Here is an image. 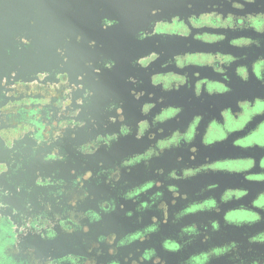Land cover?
Listing matches in <instances>:
<instances>
[{"label": "flooded vegetation", "instance_id": "1", "mask_svg": "<svg viewBox=\"0 0 264 264\" xmlns=\"http://www.w3.org/2000/svg\"><path fill=\"white\" fill-rule=\"evenodd\" d=\"M212 3H222V10L225 12L240 11L231 7V0H0V105L12 102L35 106L48 95V105L54 114H59L58 108L61 105L58 101L67 99L69 103L64 105L67 115L74 118L67 123L61 134L65 147L62 151L63 158L57 157L53 160L58 167L57 171L43 169L41 173L36 174L27 171L22 167L28 159V154H24L20 158L21 163H9L11 169L13 166V171L17 172L16 181L10 182L7 177L0 180V191L6 193L0 214L10 217L17 225L18 242L6 250L15 260L28 261V264H48L50 260L60 261V264H73L70 260L61 259L73 255L82 258L79 264H84L85 259L94 260L95 264H112V261L131 264L132 259L140 254L136 251L137 248L143 250L145 247H154L165 264H181L190 252L207 246L201 244L198 238L180 252L165 251L160 245L161 239L174 235L179 227L171 221L162 224L160 231L150 239L121 246L115 254L109 251L115 246V242L109 244L99 237L114 233L118 241L125 233L150 223L153 214L159 215L149 211L143 214V221L138 222L137 216L140 214L135 212L136 205L118 195L126 187L152 175L151 169L139 164L131 171L121 168L119 180L111 176L110 170H115L119 164L115 158L120 156L126 147L131 155L142 151L149 143L147 137L139 140L135 137L136 122L143 118L140 105L148 96L137 99L134 90L155 92L157 96L165 95L166 103L183 104L185 110L181 113V122L189 118L193 111H209L210 104L219 106L231 102L236 95L264 94V85L259 82L250 81L243 84L235 77L232 80L233 93L222 97L205 96L197 99L186 89L160 93L158 89L152 88L150 74L154 70H160L161 61L172 53L184 51L188 41L161 35L139 39L140 31L151 32L152 22L157 19L176 13L185 16L190 12L203 10L206 5ZM188 4L193 7L188 8ZM258 5L259 10H264V0H257L256 4L248 5L244 11L258 10ZM154 9H159L155 15ZM238 35L254 33L229 32L228 38ZM191 47L213 51L219 49L236 54L248 51L250 56L264 51L255 48H234L229 45L228 39L213 44L192 41ZM152 51L160 53V58L148 68L134 63L137 58ZM14 64L17 70H21L19 75L25 77H34L35 71L44 70L43 75L37 74V79L45 84L36 83V91L32 90V84L22 86V89L16 92L10 91V83L15 73L9 68ZM130 78H134L136 82L133 83ZM51 84H57L59 87H44ZM51 92L56 95H50ZM26 100L31 103H24ZM112 105L123 109V122L119 119L120 114L117 113L116 107H111ZM110 117H116V120L112 121ZM39 118L42 121L46 119L42 114ZM121 123L129 125L132 132L126 136L120 135L110 146L101 142L93 153L81 150L85 145L83 143L90 138L107 132L118 133ZM175 124V121H170L168 126ZM8 126V122H0L1 128ZM235 152L230 142L217 144L210 149H201L196 162H201L205 155L215 159ZM89 153L94 155L88 158ZM84 158L87 159V168L94 173L92 177L87 176L83 186L85 194L79 197L65 189L67 183L64 182L71 183L73 173L64 169L63 164L64 160L79 161ZM99 158L104 159L102 163L98 162ZM101 165H106L107 170H103ZM173 165L175 153H165L160 159L152 161V167L168 168ZM82 169L83 167L79 170ZM211 182H218L222 187H248L253 192L264 189V184L244 181L236 175L217 173L200 176L195 181L183 185L182 190L193 192ZM244 199L248 200L250 197ZM101 203L106 206L108 203H114L115 207L113 210L104 211L100 207ZM231 206L234 204L225 207ZM13 207L18 209L17 213H11ZM130 210L133 211L132 216L127 215ZM89 211L97 212L100 219H92L87 215ZM36 217H40L43 227L37 230L29 226L24 232L19 231L29 219ZM209 218L217 219L220 223L219 231L211 232L209 244L235 240L239 244L240 256L249 264L252 259H259L264 264V244H250L248 241L251 234L264 229V222L251 228H234L224 224L222 214L214 213L185 217L183 222L196 220L208 224ZM66 225L72 230L69 231ZM49 228L55 235H48ZM129 253H132V256L126 260L125 257H128ZM214 264H239V261L226 256L214 261Z\"/></svg>", "mask_w": 264, "mask_h": 264}, {"label": "clouds", "instance_id": "2", "mask_svg": "<svg viewBox=\"0 0 264 264\" xmlns=\"http://www.w3.org/2000/svg\"><path fill=\"white\" fill-rule=\"evenodd\" d=\"M257 0H231V7L239 12L223 11L222 3L206 5L203 10L193 11L182 16L179 13L170 17H164L152 22V31H140L138 38L161 35L175 36L188 41L184 51L172 53L160 63V70H154L150 74L152 88L160 93L180 92L186 89L192 97L202 99L205 96L217 97L233 93L232 80L235 77L243 84L250 81L264 85V51L250 56L248 51L240 54L222 50L192 49L191 42L213 44L228 39L229 45L238 49H264V10L244 11L248 5L256 4ZM188 4V8H192ZM159 9H154L155 15ZM217 29L223 31H209ZM229 32H249L254 35H238L228 38ZM160 58V53L152 51L149 54L137 58L134 63L148 68ZM213 73L215 75H209ZM43 75V74H41ZM135 83L134 78H130ZM22 82L12 87H21ZM50 89L59 87L57 84L46 85ZM32 90L36 91V82L32 83ZM50 95H56L51 92ZM137 99L147 95L148 99L140 105L142 119L136 122L135 137L143 139L147 137L149 143L140 152L125 157L111 171V176L120 179V169L128 171L139 164L151 169L152 175L139 183L126 187L120 193L124 200H131L135 205L137 221H143V214L149 211L159 213L150 217V223L144 224L135 231L125 233L116 240V234L101 235L102 241L109 244L115 242V246L109 249L115 254L121 246H128L135 241L144 242L160 231L162 224L169 221L178 225V231L174 235L164 236L161 247L168 252H180L193 244L198 238L200 243L207 245L190 252L181 261V264H214V261L222 257L239 261V264H249L238 251L237 241H228L219 244H209L211 232L219 231V220L209 218L208 224L196 220L184 223L185 217L196 216L200 213L222 214L224 224L234 228H251L264 222V189L253 192L243 186H221L218 182L206 183L198 190L190 192L182 190V186L195 181L200 176L208 174L226 173L242 177L244 181L264 184V94L236 95L231 102L219 106L209 105V111H193L190 117L181 122V113L184 112L183 104L166 103L165 95L157 96L155 92L146 90L135 91ZM49 102V96H44L38 101L42 107ZM19 103V102H17ZM24 103H31L30 100ZM63 107L69 103L67 99L58 101ZM10 103L6 109H11ZM116 107L121 122L125 120L123 109ZM39 108L29 109L28 115L31 123L36 124L41 132L45 125L39 121ZM112 121L116 117H110ZM170 121H175V126H168ZM26 127H17L12 130H0V136L4 137L11 145L14 137L19 136ZM132 128L124 123L118 133L98 135L94 141L82 146V151L92 152L101 142L106 145L117 140L120 135H128ZM39 136V133H37ZM230 142L236 150L235 154L213 159L205 155L202 161L197 163L201 149H210L217 144ZM165 153H175V165L165 167H152V161L158 160ZM2 167V166H0ZM254 169H257L254 171ZM91 173H87L90 176ZM127 184V182H125ZM245 197L250 199L245 200ZM225 207L227 205H233ZM0 204V207H3ZM104 211L113 210L114 203H101ZM15 211V210H14ZM92 219L98 220L100 216L95 211L87 213ZM128 216L133 211L127 212ZM45 223H47L45 221ZM63 223V221H62ZM209 224L211 231H209ZM29 226L39 230L44 225L40 223V217L29 219L19 228L24 232ZM66 227H68L66 225ZM17 225L10 217L0 214V264H28V261H17L7 253L10 246L17 244ZM71 231V227H68ZM85 230L87 228L85 227ZM48 235L55 233L49 228ZM250 244H264V229L254 232L248 237ZM95 246V245H94ZM139 256L132 259L131 264H165L154 247L137 248ZM132 253H129V259ZM62 260H70L73 264H79L82 259L79 256L68 255ZM48 264H60V261H49ZM84 264H95L94 260H84ZM112 264H119L112 261ZM250 264H262L259 259H252Z\"/></svg>", "mask_w": 264, "mask_h": 264}, {"label": "water", "instance_id": "3", "mask_svg": "<svg viewBox=\"0 0 264 264\" xmlns=\"http://www.w3.org/2000/svg\"><path fill=\"white\" fill-rule=\"evenodd\" d=\"M9 70L15 73V76L10 83V91L12 92L22 89L21 87H12L13 85L19 84L21 82L23 86L31 85L33 82H36L39 85L45 84L37 79V74H44V70L35 71L34 77H25L23 75H19L18 72L21 70H17L15 64L13 67L9 68ZM10 103L13 105V107L11 109H6V106ZM34 108H39V115L42 114L46 118L44 121L39 118V121L37 122L43 123L45 125L43 132L40 131L36 124H32L31 118H29L28 110ZM58 111L59 114H54L53 109L49 107L48 103L44 104L42 107L39 104H36L35 106H27L26 104H13L12 102H5L0 105V122L4 120L9 123L8 127H0V130H12L17 127L27 126L23 133L13 138L11 145L8 144L4 137L0 136V166H2L0 167V180L7 177L9 178L10 182L16 181L17 172L13 171L15 167L12 166L13 169H11L9 163L12 161H14L12 163H16V165L17 163H21L20 158L23 157L24 154H28V159L25 161V163H23L22 167H25L27 171L35 174L41 173L43 169L57 171L58 167L53 163V160L57 157L63 158L62 151L65 147V143L61 138V134L67 123L74 119L73 116L67 115V110L64 105L63 107L60 106ZM105 127H107V125H105ZM37 133H39V136H37ZM104 134L111 133L107 132ZM95 139V137L90 138L89 141L83 144H88ZM123 151L124 152L120 156L115 158L117 159L118 163L130 155L128 147H126ZM92 153H89L88 158L94 155ZM68 160H64L63 167L67 171H71L73 173V178L71 183L64 182L67 183L65 189H68V191L73 195L80 197L82 194H85V191H83V186L85 184L86 174L91 173L89 177H92L94 172L87 168V159L85 158L79 161L76 159L75 161L70 159ZM98 160L99 163H102L104 159L99 158ZM95 162L97 161L95 160ZM101 166L103 170H107L106 165ZM82 167L83 169L80 171L79 169ZM4 195H6V193L0 191V202L3 205L5 204L3 199ZM17 212L18 209L14 207L11 208V213L14 214Z\"/></svg>", "mask_w": 264, "mask_h": 264}]
</instances>
